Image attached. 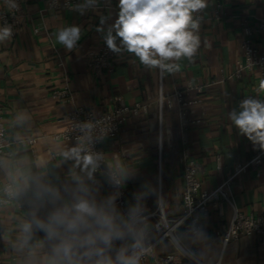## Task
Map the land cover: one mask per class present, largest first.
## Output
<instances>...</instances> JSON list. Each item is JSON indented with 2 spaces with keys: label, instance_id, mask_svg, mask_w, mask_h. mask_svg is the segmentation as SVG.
I'll list each match as a JSON object with an SVG mask.
<instances>
[{
  "label": "crops",
  "instance_id": "1",
  "mask_svg": "<svg viewBox=\"0 0 264 264\" xmlns=\"http://www.w3.org/2000/svg\"><path fill=\"white\" fill-rule=\"evenodd\" d=\"M9 2L0 0V9ZM23 2L27 18L17 37L0 41V108L12 142L8 149L13 152L0 165V186L7 181L16 186L15 201L0 206V264H53L55 241L46 239L43 229L34 225L31 239L24 243L22 225L32 219L33 212L45 218L53 207L72 203L76 187L73 175L83 178L90 189L89 198L94 197L97 203L112 196L106 177L93 173L89 180L74 160L64 156L75 142L54 137L68 126V113L75 107L100 114L117 104L150 105L147 113L131 117L102 148L108 168L122 178L131 206L155 209L162 200L169 217L182 212L186 157L195 159L202 189L211 190L233 173L237 162L255 153L258 142L237 128L230 113L241 111L244 99L264 102L259 73L233 76L236 61L243 57L244 26L255 31L253 41L264 54V31L257 29L259 19L264 18V0H223L227 14L223 18L214 16L216 1L205 0V7L193 13L199 25L197 53L192 60L164 61L179 65L172 71L146 66L123 47L113 27L118 0H95L91 4L81 0V10H51L49 0ZM71 26H78L81 32L69 51L57 35ZM109 32L120 50L114 69L97 75L87 64V54L104 45ZM59 61L63 67L58 66ZM66 84L73 99L54 98L52 91ZM199 86L202 92L197 91ZM190 87L188 99L202 101L168 106L167 98L176 90ZM161 97L164 102H160ZM186 118L201 122L183 127ZM32 137L37 138L34 145L28 143ZM37 184L59 188L62 199L37 201L32 191ZM228 195V200L210 204L197 244L181 237L183 246L205 264L218 260L220 264H264V249L257 235L243 234L225 244L216 234L235 210L262 213L264 166L238 175L228 187ZM119 243L131 245L133 241L126 237ZM167 252L179 249L167 240L157 246L154 256ZM184 260L197 264L189 256Z\"/></svg>",
  "mask_w": 264,
  "mask_h": 264
},
{
  "label": "built area",
  "instance_id": "2",
  "mask_svg": "<svg viewBox=\"0 0 264 264\" xmlns=\"http://www.w3.org/2000/svg\"><path fill=\"white\" fill-rule=\"evenodd\" d=\"M216 6L214 16L223 18L227 14L224 12L223 0H215ZM83 5L81 0H49L48 9H71L81 10ZM27 18L23 0H10V2L0 9V28L10 27L12 35L7 39H15ZM257 29L264 31V18L259 19ZM36 32L39 28L35 29ZM245 39L243 41V57L238 59L235 64L233 76L241 78L244 72L256 71L264 83V54L253 41L255 31L244 26ZM115 37V36H113ZM115 43L117 41L115 38ZM118 52L111 50L107 43L88 52L87 64L98 75L103 71H112L114 61ZM59 67H63L62 61L58 62ZM192 87L185 90H176L167 98L168 106L172 107L177 103L180 107L202 101V99H188ZM197 91L202 92L203 87H196ZM54 98L59 100L71 101L73 93L68 84L62 88L52 91ZM164 102V97L160 98ZM150 105L143 102L133 104H117L110 110L97 114L92 110H85L82 107H75L68 113L69 124L60 133L55 134L56 139L64 141H74L75 146L83 150V153L98 155V167L94 174L107 178V186L111 195L116 197L117 212L122 214L125 220L129 219L128 209L131 201L127 189L120 175L113 169L108 168V159L103 151L105 140L116 137L122 126L134 116L147 113ZM201 122V119L186 118L182 121L183 127H189ZM36 137L28 139L30 145H34ZM8 137L7 128L4 123L3 110L0 108V165L4 164L5 158H10L13 152L8 149L11 144ZM264 166V147L258 142L255 153L243 162H237L233 173L228 176L218 187L211 190L202 189V183L198 177L196 161L186 157L183 171L184 190L182 193V212L177 217H169L165 211L164 204L160 200L155 209H148L140 206V212L133 223L142 231V249L136 251L140 254L139 264H186L184 258L191 257L197 264H205L193 256L182 244L181 237L191 239L196 245L199 234L203 228V219L209 214L211 203H222L228 200V187L234 179L247 171L258 169ZM117 181H120L118 184ZM9 189L13 194H9ZM16 186L12 181H7L0 186V206L10 205L15 201ZM138 197H135L137 199ZM218 237H222L225 244L238 239L243 234H255L258 237L260 246L264 249V210L259 215L246 214L235 210L227 225L217 230ZM171 241L179 249V252H167L154 256V252L164 241ZM121 247L119 240L114 241L113 249L110 254L113 258L116 250ZM197 247L195 246V249ZM129 248V254H131ZM153 261L150 263V261ZM209 264H220V261Z\"/></svg>",
  "mask_w": 264,
  "mask_h": 264
},
{
  "label": "clouds",
  "instance_id": "3",
  "mask_svg": "<svg viewBox=\"0 0 264 264\" xmlns=\"http://www.w3.org/2000/svg\"><path fill=\"white\" fill-rule=\"evenodd\" d=\"M95 3V0H89ZM205 7V0H118V16L113 25L116 36L126 50L149 67H162L172 71L179 65L164 61L194 59L200 46L196 34L197 20L193 13ZM103 22V19L101 20ZM80 28L71 26L59 31L57 40L71 51L80 39ZM10 27L0 28V41L10 38ZM107 46L118 52L115 37L109 32ZM264 88V83L261 84ZM238 113H230V119L254 142L264 147V102L244 99ZM79 147H70L64 156L75 161V166L86 172L89 180L98 167V155L83 153ZM75 189L72 203L59 204L40 218L36 212L22 225L23 241L31 239L33 226L43 229L45 238L53 244V264H139L142 249V231L133 223L140 212L139 205L128 209L129 219L117 212L116 197L97 203L89 198L90 189L83 178L73 175ZM119 184L120 181H117ZM37 201L45 198L53 202L62 199L60 189L50 184H37L32 190ZM9 194H13L9 189ZM143 194H137L139 197ZM130 237L131 245L121 246L116 255L110 254L114 241ZM129 248L132 250L129 254Z\"/></svg>",
  "mask_w": 264,
  "mask_h": 264
}]
</instances>
